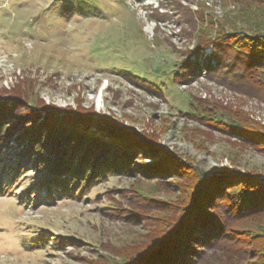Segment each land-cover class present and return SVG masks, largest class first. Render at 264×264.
I'll use <instances>...</instances> for the list:
<instances>
[{"label":"rangeland","instance_id":"1","mask_svg":"<svg viewBox=\"0 0 264 264\" xmlns=\"http://www.w3.org/2000/svg\"><path fill=\"white\" fill-rule=\"evenodd\" d=\"M237 8L234 0H0V118L7 127L22 121L19 105L28 109L27 100L39 98L125 129L66 114L62 149L100 159L104 167L88 192L57 198L38 187L41 173L11 138L0 154V174L6 166L10 184L0 195V264H103L107 257L134 253L184 194L181 157L209 173L239 168L264 180V101L244 79L229 83L202 70L198 78L164 89L166 98H160L122 74L162 81L199 38L221 30L236 37V31L249 29L241 21L218 27V20L234 13L225 12ZM207 13L217 24L207 23ZM201 14L205 23L193 19ZM205 49L200 60L212 52L211 45ZM217 111L228 125L213 116ZM244 115L259 131L253 137L230 126L242 124ZM142 134L163 149H153ZM16 165L22 167L14 182L17 172L10 169ZM204 209L220 214L216 206ZM197 219L182 233L183 251L168 264H264V216L233 225L246 234L242 242L229 243L209 236L218 230L210 218ZM258 233L263 236L255 239ZM37 234L46 239L43 247L23 245ZM217 246L230 247L233 255L222 257Z\"/></svg>","mask_w":264,"mask_h":264},{"label":"trees","instance_id":"2","mask_svg":"<svg viewBox=\"0 0 264 264\" xmlns=\"http://www.w3.org/2000/svg\"><path fill=\"white\" fill-rule=\"evenodd\" d=\"M234 2L240 4V8L225 12L224 16L234 13L230 16L231 20L225 17L222 18L223 20L217 19L220 23L218 27L224 28L222 25L228 24L232 28L231 26L234 25L231 21H241L249 29L236 31L238 35L234 36L235 38L225 34L222 30H218L217 35L213 37L199 38V42L190 50L186 60L175 64L172 71L168 72L162 81L140 74L127 72H122V74L147 87L156 96L166 98L164 89L198 78L204 70L206 76L219 74L218 79L228 80L229 83H234L239 78L244 79V82L251 85L252 93L264 101V0H234ZM255 13L257 17L253 16ZM207 16L209 18L207 23L213 24L214 21L217 24L216 19H212L208 13ZM196 18L205 23L202 14L199 17H193L194 20ZM208 45L212 46V52L205 60H200ZM190 56H194V58L191 59ZM17 94L19 95V93ZM16 97L25 98L24 94ZM27 101L29 102L28 109H25L23 105H19L23 110L17 107V114H20L22 121L16 120L14 125L8 128L9 126L7 127L0 118V154L10 143L11 138L15 137L20 141L19 144H22L21 151L26 149L25 157L27 156L33 170L41 173L38 178V187L45 188L48 198H57L62 195L78 196L76 192H88L91 184L102 177V167L104 166L100 159L98 162H92L89 160L94 157L86 158L83 155L70 153L65 148L62 149L60 139L64 135L63 126L66 114L98 120L113 130L115 128L117 130L125 129L100 115L50 106L39 98ZM216 115L213 116L228 125V122L222 118V112H218ZM244 116L246 117L242 118V124L230 126L234 127L233 130L236 134L253 137V133L257 134L259 131H256L254 122L247 115ZM71 122L77 121L71 120ZM54 134L56 137H51L55 136ZM139 138L145 140L153 149H163L156 140L148 138L145 134L139 135ZM262 138L264 140V133ZM46 145L51 147L50 150ZM97 157L99 156H96V159H98ZM166 157L173 159L168 154ZM179 159L177 161L181 162L186 170L187 180L184 183V194L176 204L174 213L166 218L162 226L137 247L134 253L125 251L119 255L120 259L116 260L107 257L103 264L170 263L180 250L183 251V247H180L183 243L182 233L189 231L191 226L199 220L197 219L198 214L203 220L210 218L213 221V227L218 230L209 236L218 239L219 243L227 240H229L228 243L237 240L242 242L241 239L246 234V230L234 229L233 225L249 217L261 218L264 216V180L258 173L253 170L229 167L209 173L193 160L183 157ZM2 161L3 159L0 157V165L3 163ZM21 167L22 165H16L15 168L10 169L12 173L17 172L10 180L17 182ZM90 167L93 169V173L89 174ZM8 171L6 166L1 167L0 195L9 192L6 188V186H10L9 180L5 176ZM30 192L36 193L35 191ZM215 199L216 202H214ZM35 200H38V197H35ZM205 205L219 207L220 214L202 212L205 210ZM208 228L206 227V232L211 230ZM252 236L259 239L263 235ZM45 242L44 235L37 234L36 238L26 241L23 245L25 247L27 245L31 249H38L43 247ZM216 249L218 252H223L222 257L224 258L233 255L230 247L220 249V246H217ZM257 256L262 258L261 255Z\"/></svg>","mask_w":264,"mask_h":264}]
</instances>
